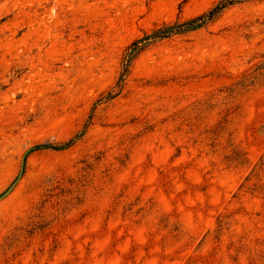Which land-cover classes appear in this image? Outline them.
Returning a JSON list of instances; mask_svg holds the SVG:
<instances>
[{"label": "rangeland", "instance_id": "obj_1", "mask_svg": "<svg viewBox=\"0 0 264 264\" xmlns=\"http://www.w3.org/2000/svg\"><path fill=\"white\" fill-rule=\"evenodd\" d=\"M220 1L0 0V264H264V0L119 81Z\"/></svg>", "mask_w": 264, "mask_h": 264}, {"label": "trees", "instance_id": "obj_2", "mask_svg": "<svg viewBox=\"0 0 264 264\" xmlns=\"http://www.w3.org/2000/svg\"><path fill=\"white\" fill-rule=\"evenodd\" d=\"M235 0H222L220 1L216 6H214L212 9H210L208 12L193 18L191 20H188L187 22H184L179 25L174 26H166L162 28H158L154 30L151 34L144 36L140 40H136L132 43V45L129 47L128 51L126 52L123 62H122V71L119 81L122 80V76L126 73L128 70V67L130 65L131 60L135 57V55L143 49L146 45L153 41H157L166 37H169L170 35H173L175 33L180 32H186L190 30L197 29L201 26H203L205 23L211 21L214 19L222 9H224L227 5H230ZM119 86V85H117ZM113 97L112 93H108L107 99H110ZM72 142V140L68 141L67 143L61 145L65 146ZM43 146H49V145H43ZM56 148V147H53Z\"/></svg>", "mask_w": 264, "mask_h": 264}, {"label": "water", "instance_id": "obj_3", "mask_svg": "<svg viewBox=\"0 0 264 264\" xmlns=\"http://www.w3.org/2000/svg\"><path fill=\"white\" fill-rule=\"evenodd\" d=\"M26 153H27V152H26ZM26 153H24L23 158H22L21 163H20V169H19V173H18V178L21 176V174H22V172H23V168H24V164H25V156H26ZM15 181H16V180H14V181L10 184V186H9V187L3 192V194H2L0 197L6 195V194L11 190V188H12V186L14 185Z\"/></svg>", "mask_w": 264, "mask_h": 264}]
</instances>
